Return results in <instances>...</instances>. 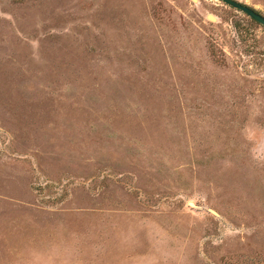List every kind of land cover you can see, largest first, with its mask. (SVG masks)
<instances>
[{
    "label": "rangeland",
    "instance_id": "1",
    "mask_svg": "<svg viewBox=\"0 0 264 264\" xmlns=\"http://www.w3.org/2000/svg\"><path fill=\"white\" fill-rule=\"evenodd\" d=\"M0 264H264V26L0 0Z\"/></svg>",
    "mask_w": 264,
    "mask_h": 264
},
{
    "label": "water",
    "instance_id": "2",
    "mask_svg": "<svg viewBox=\"0 0 264 264\" xmlns=\"http://www.w3.org/2000/svg\"><path fill=\"white\" fill-rule=\"evenodd\" d=\"M221 1L244 12L253 20L264 26V15L254 7H251L250 5L243 3L239 0H221Z\"/></svg>",
    "mask_w": 264,
    "mask_h": 264
}]
</instances>
